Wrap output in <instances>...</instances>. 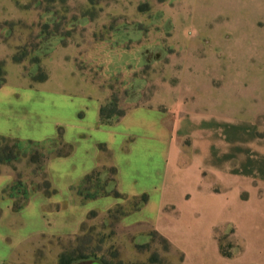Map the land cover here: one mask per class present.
I'll list each match as a JSON object with an SVG mask.
<instances>
[{
    "label": "rangeland",
    "instance_id": "374dc122",
    "mask_svg": "<svg viewBox=\"0 0 264 264\" xmlns=\"http://www.w3.org/2000/svg\"><path fill=\"white\" fill-rule=\"evenodd\" d=\"M12 66L32 83L73 67L103 94L111 120L156 100L161 110L166 101L180 107L184 157L170 197L196 210L180 229L200 233L210 263L211 231L220 234L223 253L240 249L231 241L246 222L237 211H246L248 190L264 168V0H0V81ZM19 150L10 168L22 189L33 191L45 183L46 158L65 148L21 143ZM112 179L100 165L74 192L99 195L112 189ZM123 201L105 216L91 213L76 236L37 239L6 264H58L61 256L87 257L71 264H180L181 255L165 251L157 235L140 240L119 230L121 214L138 202ZM165 211L171 216L170 207Z\"/></svg>",
    "mask_w": 264,
    "mask_h": 264
},
{
    "label": "crops",
    "instance_id": "0c3cea01",
    "mask_svg": "<svg viewBox=\"0 0 264 264\" xmlns=\"http://www.w3.org/2000/svg\"><path fill=\"white\" fill-rule=\"evenodd\" d=\"M103 101V94L83 81L73 67L61 78L48 73L45 81L37 83L24 76L18 66L8 71L0 85V137L40 144L59 138L70 152L49 156L44 162L43 172L53 193L46 196L33 190L17 212L12 199L2 195L13 184L15 172L10 166H0V264L37 239L76 236L91 213L105 216L123 200L142 195H146V202L120 217L119 230L140 240L157 233L167 240L170 252L181 255L180 264H213L200 251V233L187 226L180 229L181 222L190 221L196 210L187 207L182 197H170L177 163L184 157L178 140L180 107L166 101L161 110L156 100L129 107L122 116L102 122ZM202 154L213 155L211 149ZM100 165L115 170L112 188L122 198L83 200L74 192ZM262 170H258L262 180L253 181L248 190L246 211H237L239 220L246 222L237 226L231 241L240 249L224 257L220 234L211 231L206 235L216 251L214 264H264ZM167 207L171 216L166 214Z\"/></svg>",
    "mask_w": 264,
    "mask_h": 264
},
{
    "label": "trees",
    "instance_id": "16d2710c",
    "mask_svg": "<svg viewBox=\"0 0 264 264\" xmlns=\"http://www.w3.org/2000/svg\"><path fill=\"white\" fill-rule=\"evenodd\" d=\"M15 63H17V62H15ZM45 79H46V76L42 75L40 77V79L38 80V82H43V81H45ZM3 83H4V81L1 80L0 85H2ZM122 115H123V113L117 115V118L122 116ZM100 119L102 122H109L111 120L110 117L105 116L104 109L102 107L100 108ZM0 142L12 144V147H8L7 145H5V147L0 148V166L1 165L10 166L11 162L17 160V158L20 155L19 146H20L21 142L16 141V140H10V139H6V138H2V137H0ZM50 143H57L59 145H62L65 148V151L60 153V154H56L57 156H64L70 152L69 146L62 144L59 138H58V140L52 141ZM26 144L38 145L40 143L27 142ZM95 172L96 171H94L90 175L86 176L77 187H79L81 184H87L88 182H90L92 177L95 175ZM110 173L113 176V179L110 181V184H112V187H113L114 182H115V180H114L115 170L113 168H110ZM76 188H74V189H76ZM105 188H107V187H105ZM36 190L42 191L46 196H49L53 193V191L50 188L48 181L46 180V177H45V183L41 187H37ZM31 192L32 191L23 190L22 185H21L20 180H19V177H16L13 184L4 190L2 192V195L12 199V201H13L12 208L15 212H17L20 209H22V207L24 206V204L27 201L29 194ZM77 195L82 197L83 200H90V199L97 198L99 196H112L114 198H122V196L120 194H118L114 188H112L111 190H107V191H106V189H104V190H102L101 194H99V195L85 196V197L82 196L81 194H77ZM133 200L138 201L134 206V209H133V211H134V210H138L140 208V206L146 202L147 197H146V195H142L139 198H136ZM109 214H110V212H109ZM124 215L125 214H121V216H124ZM89 216H91V214ZM82 227H83V225H82ZM152 234L157 235L161 239V241L164 244V250L165 251L170 250L169 243L167 242L166 239H164L163 237H161L160 235H158L155 232ZM219 248H220L221 254L224 257H230V255H227L226 253L222 252L221 245H219ZM77 259L78 260H85V259H87V257H78L76 259H71V258H65V257L61 256L59 261H58V264H71L72 261L77 260ZM98 262H100L101 264H105L102 261H98Z\"/></svg>",
    "mask_w": 264,
    "mask_h": 264
},
{
    "label": "water",
    "instance_id": "95a60500",
    "mask_svg": "<svg viewBox=\"0 0 264 264\" xmlns=\"http://www.w3.org/2000/svg\"><path fill=\"white\" fill-rule=\"evenodd\" d=\"M87 264H101V263L98 262V261H96V260H94V261H90V262H88Z\"/></svg>",
    "mask_w": 264,
    "mask_h": 264
}]
</instances>
